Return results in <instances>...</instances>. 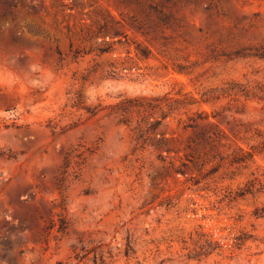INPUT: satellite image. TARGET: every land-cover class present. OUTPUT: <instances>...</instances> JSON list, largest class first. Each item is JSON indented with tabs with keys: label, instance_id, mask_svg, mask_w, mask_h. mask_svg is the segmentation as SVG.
Wrapping results in <instances>:
<instances>
[{
	"label": "rangeland",
	"instance_id": "374dc122",
	"mask_svg": "<svg viewBox=\"0 0 264 264\" xmlns=\"http://www.w3.org/2000/svg\"><path fill=\"white\" fill-rule=\"evenodd\" d=\"M0 264H264V0H0Z\"/></svg>",
	"mask_w": 264,
	"mask_h": 264
},
{
	"label": "trees",
	"instance_id": "16d2710c",
	"mask_svg": "<svg viewBox=\"0 0 264 264\" xmlns=\"http://www.w3.org/2000/svg\"><path fill=\"white\" fill-rule=\"evenodd\" d=\"M141 99L142 98H125L117 105V108L122 113V115L128 114L135 109L141 110L145 107ZM146 100L157 101L156 99H146ZM165 118L166 116H164L163 114V118L161 120H164ZM160 122H161L160 120H155L153 123L150 124V127L153 130H156L160 125Z\"/></svg>",
	"mask_w": 264,
	"mask_h": 264
}]
</instances>
